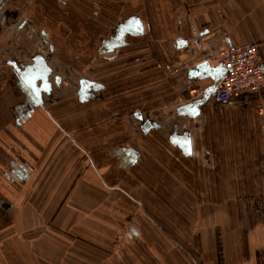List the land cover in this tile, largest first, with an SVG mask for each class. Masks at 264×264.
Returning <instances> with one entry per match:
<instances>
[{
	"label": "crops",
	"instance_id": "1",
	"mask_svg": "<svg viewBox=\"0 0 264 264\" xmlns=\"http://www.w3.org/2000/svg\"><path fill=\"white\" fill-rule=\"evenodd\" d=\"M63 21L75 40L59 44L55 64L78 66L86 49L101 77L89 65L83 71L101 88L87 98L59 93L0 145V264H264V210L252 204L264 199V94L218 103L208 92L210 73L185 89L189 70L203 61L217 68L204 53L191 54L197 33L222 44H257L264 68V0H106L97 26L76 14ZM130 22L144 34L135 31L129 45L112 51L108 45ZM205 93L200 113L187 114L184 106ZM11 147L22 151L27 177L7 183L2 171ZM175 163L189 171L171 175ZM152 170L155 179L198 181L204 204L196 202L193 242L170 231L182 225L170 224L168 197L159 204L148 193ZM221 198L225 218L214 207ZM164 206L167 217L158 216Z\"/></svg>",
	"mask_w": 264,
	"mask_h": 264
},
{
	"label": "flooded vegetation",
	"instance_id": "2",
	"mask_svg": "<svg viewBox=\"0 0 264 264\" xmlns=\"http://www.w3.org/2000/svg\"><path fill=\"white\" fill-rule=\"evenodd\" d=\"M104 1L106 0H5L3 2L0 8V29L3 27V33L0 34V135H2L0 145L3 146L2 148H5L8 132L12 135V131H19L21 121L36 109H50L60 97L59 93L73 90L81 98H87L101 88L98 79L91 78L83 71L87 65H90L87 63L86 49H81L78 66L66 68L65 64H62L61 68V63L58 62L56 65L54 61L57 50L61 47L59 44L64 41L70 44V41L75 40V37L70 35L73 30L70 26V30H67V24L63 20L66 21V18L76 14L82 20L89 22L88 26H97ZM107 1L111 3L114 0ZM75 25L81 27V22H75ZM138 26V23L136 25L133 22L126 24L118 30L119 36L108 47L111 46L113 51L118 47L129 45L128 35L135 34V31L144 34V27L138 28ZM18 32L25 37V41L18 42L14 39L18 38ZM30 52L34 54L31 55ZM81 61H84L83 68ZM218 103L223 104L219 101ZM186 112L190 113L188 110ZM141 115L140 119L144 117L143 114ZM7 116L12 117V120L14 117V123L8 124ZM143 124L153 128L150 120L144 121ZM194 124L197 125L198 121H194ZM10 149L7 152V167L2 171L7 183L24 180V175L27 177L26 167L18 160L22 158V151L13 147ZM257 203L258 199L255 204L259 207ZM4 206L0 203V209ZM8 208L9 206H6V209Z\"/></svg>",
	"mask_w": 264,
	"mask_h": 264
},
{
	"label": "built area",
	"instance_id": "3",
	"mask_svg": "<svg viewBox=\"0 0 264 264\" xmlns=\"http://www.w3.org/2000/svg\"><path fill=\"white\" fill-rule=\"evenodd\" d=\"M190 49L192 55L204 53L206 60L224 65L226 73L216 83L217 101L226 103L242 94H264V70L257 44H222L197 33L191 37ZM192 81L186 78L185 89H190Z\"/></svg>",
	"mask_w": 264,
	"mask_h": 264
},
{
	"label": "rangeland",
	"instance_id": "4",
	"mask_svg": "<svg viewBox=\"0 0 264 264\" xmlns=\"http://www.w3.org/2000/svg\"><path fill=\"white\" fill-rule=\"evenodd\" d=\"M91 63H93L92 64L93 70L90 67ZM89 64H90L89 65L90 73L92 72L95 77L96 76L101 77V75L97 74L96 61L90 60ZM121 76H123L124 78H128V77L132 76V72L130 71L128 73V71L127 72L122 71ZM198 139L201 140V137L199 135H198ZM168 167L171 168V175L173 173L180 172L181 170H185V172L189 171L187 166L181 165L179 163H175L174 165H169ZM162 168H163V166H157L156 167L157 172L160 173ZM155 174L156 173L153 170L149 171V175L147 176V178H149V179L146 180V182H144L145 185H147L148 193H149V191H152V195H154V201L158 202L159 204H161L160 203L161 200H163V204H164L165 200L169 199L168 205L166 208L168 210L169 209L170 210L175 209V211L169 212V217L173 218V219L169 218L170 224H173L171 222L176 221V223H177L176 225H178V226L182 225V227H173L170 229V231L178 238L183 231L184 242L185 243H188L190 241L193 242V240H191L190 233H191V230L193 229L192 227L195 225L194 223L196 222V219H195L196 213L194 212V211H196V202H198L201 199V202L203 203V200H204L202 198V196L200 198V196L196 195V192H195V189L199 188L198 181H197V183H195L193 180H174V179H172L173 177L171 175L169 176L168 174H167V178H161V179L156 178L155 179L154 178ZM143 176H146V175L144 174ZM137 186L138 185H136V187ZM206 186H207V183H206ZM203 188H204V186L202 185V190H204ZM187 192H192L195 194V196H188ZM168 193H171L173 196H169ZM166 197H168V199ZM209 199H213V198L206 197L207 201ZM224 199L225 198H221L219 201H217L215 199V204H214V207L217 209V211H219V216H221L222 218H225V214L220 212V211H222L221 200L224 201ZM254 203H255V201H253L252 204H254ZM183 204H184V206H180ZM208 204L210 205V203H208ZM257 204L259 205V208L264 209V199L263 198H262V200L260 198H258ZM202 208H203V206H202ZM253 211H254V208H253ZM155 213L158 216H162V217L163 216L167 217V214H168V212H165V206L162 208L158 207ZM253 213H255V214H250V216H251V218H254V220H256L258 218H262V216L258 215L257 212H253ZM254 220L251 223L255 222ZM226 229L227 228H224V235L226 233ZM197 247H199V246H197ZM222 247L223 246H220V244H218V252L221 251ZM200 251H202V250H200ZM202 255H203V253L201 252L200 256H202Z\"/></svg>",
	"mask_w": 264,
	"mask_h": 264
},
{
	"label": "water",
	"instance_id": "5",
	"mask_svg": "<svg viewBox=\"0 0 264 264\" xmlns=\"http://www.w3.org/2000/svg\"><path fill=\"white\" fill-rule=\"evenodd\" d=\"M5 0H0V8L2 7L3 5V2ZM1 11V10H0ZM208 62V61H207ZM209 64V63H208ZM206 62H202V64H200L197 69H192V70H189L188 74H187V77L194 80L198 77H202L204 74H207V73H210L209 75H211V78H212V85L208 88V92H213L215 94V98L217 100V90H218V87L216 85L217 81L223 77L226 73V70H225V67L222 63H218L216 64L217 68L212 70L210 69L209 64L208 65ZM215 68V67H214ZM263 68V67H262ZM264 70V68H263ZM209 71V72H208ZM209 93H205L203 95V97H201V99H198V100H194L192 101L191 103H188L187 105L184 106V108L186 110H191L192 113L194 114V116H197L198 113H200L199 110V107L204 104V103H207L208 102V98H209ZM207 94V95H206ZM198 118V117H197ZM126 154V158L127 160H130L131 157H133V154L131 153V151H128L125 153Z\"/></svg>",
	"mask_w": 264,
	"mask_h": 264
}]
</instances>
